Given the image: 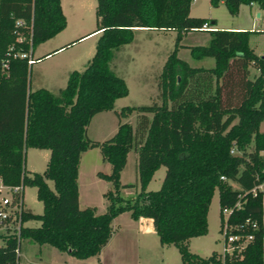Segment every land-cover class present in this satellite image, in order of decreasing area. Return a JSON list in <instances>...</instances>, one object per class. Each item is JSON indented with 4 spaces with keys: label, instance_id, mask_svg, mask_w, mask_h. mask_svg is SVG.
Returning a JSON list of instances; mask_svg holds the SVG:
<instances>
[{
    "label": "trees",
    "instance_id": "obj_1",
    "mask_svg": "<svg viewBox=\"0 0 264 264\" xmlns=\"http://www.w3.org/2000/svg\"><path fill=\"white\" fill-rule=\"evenodd\" d=\"M94 1V28L88 31H97L93 51L80 70H69L63 86L51 92L27 89L26 73L32 48L64 25L58 0H0V183L20 185L17 195L23 185H32L41 203L38 213L20 209L17 235L0 233V264H16L20 237L75 257L96 255L113 231L111 218L123 210L134 219L151 218L159 242L176 246L179 264H264V187L251 191L264 181V130L258 129L264 118V57L249 46V30L207 29L206 43L189 46V52L195 58L211 56L213 64L191 66L177 56L181 35L201 29L203 21L215 23L190 15L191 0ZM218 1L230 14L240 3L264 8V0H209L211 5ZM135 28L176 33L157 75L158 101L120 106L113 110L114 130L102 139L89 138L85 126L90 116L111 109L113 100L126 94L123 79L108 61L113 50L132 39ZM250 65L257 69L252 77ZM132 111L133 125L119 120ZM28 146L48 150L39 172L22 165ZM88 147H96L108 164V172L95 171L109 182L101 192L105 203L99 212L77 203V164ZM130 149L136 153L139 190L123 197L119 188L135 184L118 179ZM160 165L159 186L146 189ZM214 189L223 243L229 233L239 238L230 242L229 251L201 256L188 249L187 240L206 232ZM225 206L232 209L223 216ZM26 219L38 223L22 224ZM246 235L250 237L244 240Z\"/></svg>",
    "mask_w": 264,
    "mask_h": 264
},
{
    "label": "rangeland",
    "instance_id": "obj_2",
    "mask_svg": "<svg viewBox=\"0 0 264 264\" xmlns=\"http://www.w3.org/2000/svg\"><path fill=\"white\" fill-rule=\"evenodd\" d=\"M60 11L64 16V25L51 36L38 42L32 49L31 62L27 66L26 88L43 87L56 92L62 87L69 70H80L93 51L97 31L94 28V0H58ZM256 12L260 16L256 17ZM189 14L215 19L209 23L213 28L248 29V44L256 54L264 55V8L255 3H240L234 14H230L225 5L218 1L211 5L209 0H191ZM208 28V29H209ZM88 32V33H86ZM85 33V34H84ZM83 34V35H82ZM175 30L157 28H135L132 39L119 45L112 51L108 66L119 75L127 88L126 94L117 97L112 102V108L93 113L86 126L85 135L89 138L102 139L115 128L117 116L113 110L122 105L148 104L151 100L158 101L156 87L157 75L161 65L173 48ZM209 37L207 29L188 30L178 41L177 56L186 60L191 66H211L213 58L203 56L192 57L189 46L204 44ZM47 52L46 54H44ZM44 54V55H43ZM38 56L36 59H34ZM248 76L252 77L257 69L250 65ZM132 125L135 122L136 111L118 117ZM102 125L106 126L102 128ZM112 130L110 131V129ZM264 130V118L258 125ZM251 147V145H250ZM46 148L25 147L22 165L27 171H41L47 158ZM263 155V154H262ZM136 153L130 149L125 154V162L119 170L120 183H135ZM108 172V164L101 160L96 147H88L79 154L76 188L79 190V206L92 205L97 212L104 207L101 192L109 188V182L98 177L95 171ZM164 173V166L156 168L146 189H156ZM46 183L50 185L47 179ZM232 185L236 184L232 182ZM139 190L138 182L134 185L121 186L118 190L123 197H129ZM22 205L33 213L40 212L41 203L34 196V186L23 185L21 191ZM264 217V194L262 196ZM224 216V214H223ZM129 213L123 210L113 218V236L108 246L103 248L97 260L96 255L75 257L54 246L37 243L28 237H20L17 245L16 264H179L177 248L172 243H160L155 232H135L126 225ZM131 218V217H130ZM207 229L204 234L191 236L187 240L188 249L201 256L208 255L212 250H223V232L219 231V211L217 190L214 189L206 214ZM36 219L22 221L24 225H36ZM212 264V263H207Z\"/></svg>",
    "mask_w": 264,
    "mask_h": 264
},
{
    "label": "built area",
    "instance_id": "obj_3",
    "mask_svg": "<svg viewBox=\"0 0 264 264\" xmlns=\"http://www.w3.org/2000/svg\"><path fill=\"white\" fill-rule=\"evenodd\" d=\"M251 3L253 2H249V4ZM200 28L208 29L209 28L208 22L203 21ZM230 151H232V149H230ZM260 153L263 154L264 156V150H261ZM263 172H264V168H263ZM220 177L224 178V176H220ZM263 187H264V181L254 185L251 188V191L254 192L256 189H263ZM19 190H20V185L6 186L0 183V233L13 232L15 233V235H17V230L19 225V211L23 207L21 195L19 194L17 195V193H15ZM239 205H240L239 202L236 201L233 207L237 208L239 207ZM231 209L232 207H227V206L223 207L222 214H224V216L227 215L231 211ZM226 227L227 224L225 221H223L222 230L225 231ZM249 237L250 235H246L244 237V240ZM238 238L239 235L229 233L226 236L223 249L229 251L231 248L230 242ZM15 252H17V247L15 248Z\"/></svg>",
    "mask_w": 264,
    "mask_h": 264
},
{
    "label": "crops",
    "instance_id": "obj_4",
    "mask_svg": "<svg viewBox=\"0 0 264 264\" xmlns=\"http://www.w3.org/2000/svg\"><path fill=\"white\" fill-rule=\"evenodd\" d=\"M253 3L249 4L248 5H253ZM256 4V3H255ZM257 5V4H256ZM258 6V5H257ZM260 8V7H259ZM260 16V12H256V17ZM214 19V18H212ZM215 20V19H214ZM209 24V23H208ZM211 27H214V26H211ZM235 29H240V28H237V27H234ZM263 31H264V28H263ZM87 33V32H86ZM85 34V33H84ZM83 35V34H82ZM33 49V48H32ZM32 52V50H31ZM31 52H30V55H31ZM46 53V52H45ZM259 55V54H258ZM106 126L102 125V128H105ZM112 130V128L110 129V131ZM96 139V138H95ZM78 200H79V190L77 191V203H78ZM79 205V203H78ZM118 215V213L116 214ZM114 215L112 218H111V221L113 220V218H115ZM126 221V225L129 226L131 229L135 230V232L139 231V232H142V233H151V232H154V229H153V225H152V220L151 218L149 217H146V216H139L137 218H130L129 219H125ZM262 225H263V229H264V217H263V203H262ZM113 231L109 234L106 242L100 247V249L98 250L97 254H96V258L97 260L99 259V254L101 252H103L102 250H104L103 248H106V246H108V242L110 240V238H112L113 236Z\"/></svg>",
    "mask_w": 264,
    "mask_h": 264
},
{
    "label": "water",
    "instance_id": "obj_5",
    "mask_svg": "<svg viewBox=\"0 0 264 264\" xmlns=\"http://www.w3.org/2000/svg\"><path fill=\"white\" fill-rule=\"evenodd\" d=\"M264 57V55H262Z\"/></svg>",
    "mask_w": 264,
    "mask_h": 264
}]
</instances>
